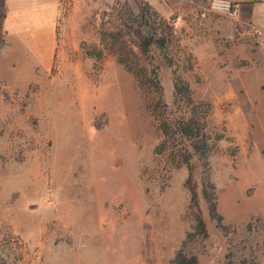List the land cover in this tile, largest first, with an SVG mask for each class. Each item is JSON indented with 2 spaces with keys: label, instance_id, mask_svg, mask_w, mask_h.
Returning <instances> with one entry per match:
<instances>
[{
  "label": "rangeland",
  "instance_id": "obj_1",
  "mask_svg": "<svg viewBox=\"0 0 264 264\" xmlns=\"http://www.w3.org/2000/svg\"><path fill=\"white\" fill-rule=\"evenodd\" d=\"M144 1L156 26L175 29L166 51L153 46L166 104L176 72L212 103L210 130L224 134L209 165L225 228L193 159L209 232L191 244L198 264H264V36L210 0H62L49 68L34 50L0 49V264H173L193 222L189 167L156 152L163 136L134 75L109 51L88 53L129 17L125 2L136 15ZM49 3L6 7L44 13Z\"/></svg>",
  "mask_w": 264,
  "mask_h": 264
},
{
  "label": "trees",
  "instance_id": "obj_2",
  "mask_svg": "<svg viewBox=\"0 0 264 264\" xmlns=\"http://www.w3.org/2000/svg\"><path fill=\"white\" fill-rule=\"evenodd\" d=\"M140 5V11L135 15L128 2H125L122 8L128 12L129 17H123L119 27L114 30L103 28L101 41L104 46L97 48L95 45L91 49L88 48V53L101 57L105 51H109L125 69L134 75L144 93L146 106L152 111L157 127L163 136L156 152L166 154L170 151L172 160L177 165L186 164L189 167L187 185L192 194L190 209L193 213V222L191 230L177 250L172 263L198 264L199 257L191 248V244L198 239H206L209 232L200 209L193 159L197 158L202 164L201 192L210 218L216 222L218 227L225 228L224 216L218 209L217 186L212 180L209 165V157L224 134L210 130L212 103L204 99H196L189 82L176 72L172 109L166 104L164 87L160 78V66L156 63L153 46L166 51L175 33L174 25L167 19H162L160 26H156L151 20L155 14L151 4L144 1ZM118 13L122 14L120 9ZM112 14V10L104 11L102 20H108ZM0 39L1 49L5 44V39ZM188 68H192V63Z\"/></svg>",
  "mask_w": 264,
  "mask_h": 264
},
{
  "label": "crops",
  "instance_id": "obj_3",
  "mask_svg": "<svg viewBox=\"0 0 264 264\" xmlns=\"http://www.w3.org/2000/svg\"><path fill=\"white\" fill-rule=\"evenodd\" d=\"M49 1L46 12L31 13L28 9L10 12L6 7L7 0H0V35L5 39L3 52L34 50L35 59L43 68L53 64L58 46L57 28L62 14V0ZM235 1L240 3V23L246 27L250 25L264 36V0Z\"/></svg>",
  "mask_w": 264,
  "mask_h": 264
},
{
  "label": "built area",
  "instance_id": "obj_4",
  "mask_svg": "<svg viewBox=\"0 0 264 264\" xmlns=\"http://www.w3.org/2000/svg\"><path fill=\"white\" fill-rule=\"evenodd\" d=\"M209 9L232 19L240 16V3L235 0H210Z\"/></svg>",
  "mask_w": 264,
  "mask_h": 264
}]
</instances>
